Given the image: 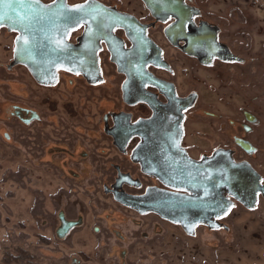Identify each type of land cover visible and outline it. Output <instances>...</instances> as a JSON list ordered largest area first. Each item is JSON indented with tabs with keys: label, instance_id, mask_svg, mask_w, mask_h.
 Returning <instances> with one entry per match:
<instances>
[{
	"label": "flooded vegetation",
	"instance_id": "af4514ba",
	"mask_svg": "<svg viewBox=\"0 0 264 264\" xmlns=\"http://www.w3.org/2000/svg\"><path fill=\"white\" fill-rule=\"evenodd\" d=\"M27 2L55 9L63 3L73 9L86 0ZM87 2L95 5L103 24L98 27L97 20L85 17L54 33L47 38L54 51L49 50L41 60L40 42H34L38 46H32L31 56L22 54L16 40L21 32L5 23L0 27V50L6 54L0 58V68L7 75L19 73L17 80L6 78L1 85L6 95L0 102L1 135L7 149L17 150L26 164L57 167L63 179H79L76 165H99L100 159L114 150L147 178L114 167L116 176L108 189L112 197L134 212H152L177 224L183 233L193 234L197 224L219 228L216 218L223 216L224 204L228 211L234 206L253 209L258 199L264 200V180L250 170L247 160L256 150L250 144L235 139L244 155L240 159L236 151L214 147L193 160L184 149L182 124L190 99L178 95L167 78L173 69L165 50L176 49L199 66L219 70L235 63V53L221 44V28L215 20H203L190 0H136L134 12L120 9L114 0ZM213 44L214 49L209 47ZM106 67L115 68L119 75L115 81L119 97L105 111L101 105L105 98L101 72ZM25 75L28 80H24ZM80 89L84 90V105L78 99ZM58 96L65 101L61 110ZM94 103L97 107L92 111ZM85 104L91 106L86 110ZM249 121L254 123L256 118ZM230 123L241 133L250 131L245 122ZM185 160L203 168L195 178L199 184L192 190L158 174L159 165L179 167ZM127 197L131 204L124 202ZM186 198H194L199 209L180 208ZM60 214L65 217L59 211L58 224ZM78 219L82 221L80 215Z\"/></svg>",
	"mask_w": 264,
	"mask_h": 264
},
{
	"label": "rangeland",
	"instance_id": "374dc122",
	"mask_svg": "<svg viewBox=\"0 0 264 264\" xmlns=\"http://www.w3.org/2000/svg\"><path fill=\"white\" fill-rule=\"evenodd\" d=\"M114 1L124 11H135L136 0ZM190 2L203 20H215L221 44L237 60L219 70L166 48L173 69L167 78L178 95L190 99L182 124L186 155L194 160L220 147L236 151L240 159L244 155L235 143L239 138L256 149L247 160L250 170L264 180V0ZM1 57L6 54L0 50ZM16 74L7 75L0 68V102L6 98L2 81L17 80ZM101 76L105 95L101 105L106 111L119 95L115 82L119 75L106 67ZM80 90L82 104L85 96ZM59 96L61 110L65 101ZM250 117L256 121L248 122ZM231 120L245 122L250 131L232 128ZM3 130L0 120V260L5 249L12 252L18 247L34 255L37 264H264V200L258 199L253 209H227L216 218L217 229L197 224L193 234L185 229L184 234L177 224L152 212H134L112 197L108 189L116 176L114 167L145 177L116 151H108L99 165H76L79 179H63L57 167L26 164L17 150L7 149ZM59 211L65 217L60 214L58 224Z\"/></svg>",
	"mask_w": 264,
	"mask_h": 264
},
{
	"label": "water",
	"instance_id": "95a60500",
	"mask_svg": "<svg viewBox=\"0 0 264 264\" xmlns=\"http://www.w3.org/2000/svg\"><path fill=\"white\" fill-rule=\"evenodd\" d=\"M25 1L26 2L24 3H11V7H9V3H4L5 0H2V2H0V15H7L8 17H11V19L0 21V23L11 25L20 31L19 24L14 25L12 23V20H16L21 17H28V18H31L33 16L42 17V19L40 18L32 19V22H31L32 44H33V47L36 48V46L38 45L36 44L34 45V42L36 41L40 42L39 46H40L41 51L38 52V55L40 56L39 59L41 60L43 59V57L48 55L49 50L54 51V49L52 50L50 46L51 44L49 43L47 38L49 36L52 37L54 33H57V32L59 33L62 29L66 30L67 27L70 26L75 21L73 22L65 21L63 15L59 13L58 8L55 9L52 7H48V8L40 7L39 5L35 3H31L32 7L29 8L27 7V5L30 2H27V0ZM70 15H72L73 17H77L80 15V13L71 12ZM158 167H159L158 174L160 176L174 178V181L184 186L186 189L190 188V190L198 186L199 183L195 178H196L197 173L203 170L201 166H198L194 162L188 161V160H185L184 165H179V167H177L176 165H169V166L159 165ZM200 184H202V182ZM217 201H218V198H217ZM252 201H253V197H252ZM124 202L131 204L132 201L130 200L129 197H127L124 200ZM252 203L253 202H251L248 206L251 207ZM133 204H136V203L133 202ZM182 206H183V209L185 210L189 209V210H192L193 212L199 209L197 207V202L195 201L194 198H190V199L186 198L184 200H181L180 208ZM153 207L154 206L150 205V208H153ZM223 207L225 208L223 209L222 213H224L227 210L228 205L224 204ZM156 209L162 212L160 214H163V211H161L160 208L156 207Z\"/></svg>",
	"mask_w": 264,
	"mask_h": 264
},
{
	"label": "snow or ice",
	"instance_id": "6c2138e0",
	"mask_svg": "<svg viewBox=\"0 0 264 264\" xmlns=\"http://www.w3.org/2000/svg\"><path fill=\"white\" fill-rule=\"evenodd\" d=\"M0 2H2V0H0ZM54 3H55V0H54ZM9 7H11V0H9ZM27 7L31 8L32 7L31 3H29ZM45 7H50V6H45ZM71 12H79L80 15L77 17H73L72 15H70ZM59 13L63 15L65 21L67 22H73V21L78 22L79 20H82L85 17H88L90 19L97 20L98 27H100L103 24V18L101 17L98 19L99 13L96 11L95 5L92 3H88L87 0H86V3L83 5H75L73 9H68L65 4L61 3L59 6ZM37 18L42 19V17L33 16L31 18L21 17L19 19L12 20V23L14 25L19 24L20 26L21 34L17 36L16 40L20 45L19 51L22 54L27 53L29 56L32 55L31 49L33 45H32L31 22H32V19H37ZM10 19L11 17H8L7 15H0V21L10 20ZM2 26L3 24L0 23V27ZM13 30L15 31L16 29L13 28ZM209 47L214 49L215 46L213 44V45H210ZM209 54L211 55V52Z\"/></svg>",
	"mask_w": 264,
	"mask_h": 264
},
{
	"label": "trees",
	"instance_id": "16d2710c",
	"mask_svg": "<svg viewBox=\"0 0 264 264\" xmlns=\"http://www.w3.org/2000/svg\"><path fill=\"white\" fill-rule=\"evenodd\" d=\"M35 260L34 255H30L28 251L17 247L12 252L5 249L0 264H37Z\"/></svg>",
	"mask_w": 264,
	"mask_h": 264
}]
</instances>
